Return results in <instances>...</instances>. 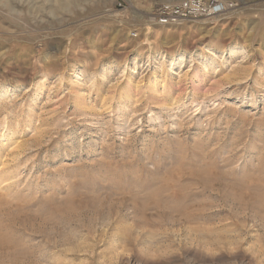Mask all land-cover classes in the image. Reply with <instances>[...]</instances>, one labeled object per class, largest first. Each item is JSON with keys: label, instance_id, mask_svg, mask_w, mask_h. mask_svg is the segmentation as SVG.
I'll use <instances>...</instances> for the list:
<instances>
[{"label": "rangeland", "instance_id": "obj_1", "mask_svg": "<svg viewBox=\"0 0 264 264\" xmlns=\"http://www.w3.org/2000/svg\"><path fill=\"white\" fill-rule=\"evenodd\" d=\"M3 1L0 264H264V0Z\"/></svg>", "mask_w": 264, "mask_h": 264}, {"label": "built area", "instance_id": "obj_2", "mask_svg": "<svg viewBox=\"0 0 264 264\" xmlns=\"http://www.w3.org/2000/svg\"><path fill=\"white\" fill-rule=\"evenodd\" d=\"M187 2V1H186ZM190 2V3H189ZM205 2H202L201 0H188V4L187 7L185 8H181V7H177L176 9H178V11H175L170 5H168L166 8H168V10L166 11H161L159 13H157V15L155 16V20H157V23L160 25H169L171 23H174L176 20L182 18L183 16L185 17H190V16H201L199 12H197V9L193 7V9H190V7L192 6H205ZM222 6H217L214 7V10H219L221 9ZM165 8V9H166ZM196 12V13H195ZM175 17H173V16Z\"/></svg>", "mask_w": 264, "mask_h": 264}, {"label": "bare ground", "instance_id": "obj_3", "mask_svg": "<svg viewBox=\"0 0 264 264\" xmlns=\"http://www.w3.org/2000/svg\"><path fill=\"white\" fill-rule=\"evenodd\" d=\"M5 2L6 1H8L9 2V0H4ZM3 1V2H4ZM202 2H205L206 4H205V6H203V7H201V6H192V7H190V9H193V7L194 8H196L197 9V12H199V13H201L200 15L201 16H213V15H217V14H219L220 12H222V10H223V4L222 3H220L219 1H217V0H201ZM179 2H181V0H178V1H175V2H165L164 4H166V5H172V4H177V3H179ZM14 3L16 4V3H18L19 4V1H14ZM3 4V3H2ZM161 5V4H160ZM222 6V8L221 9H219V10H214L213 8L214 7H217V6ZM159 6V5H158ZM196 13V12H195ZM173 16V15H172ZM173 17H175V16H173ZM154 19H156L155 18V15H154ZM204 171V170H203ZM195 173H196V171H194ZM199 172H201V171H199ZM209 173V172H208ZM199 174V173H198ZM183 175V174H182ZM181 175V176H182ZM186 175V174H185ZM203 175V174H202ZM199 176H201V175H199ZM177 177V176H176ZM197 178V177H196ZM203 179V178H202ZM205 180V179H204ZM209 180V179H208ZM168 181V180H167ZM179 186V185H178Z\"/></svg>", "mask_w": 264, "mask_h": 264}]
</instances>
